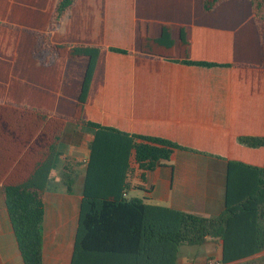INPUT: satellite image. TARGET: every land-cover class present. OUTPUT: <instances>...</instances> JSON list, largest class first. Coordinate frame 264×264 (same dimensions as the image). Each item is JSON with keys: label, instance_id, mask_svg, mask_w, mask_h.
I'll return each mask as SVG.
<instances>
[{"label": "crops", "instance_id": "0c3cea01", "mask_svg": "<svg viewBox=\"0 0 264 264\" xmlns=\"http://www.w3.org/2000/svg\"><path fill=\"white\" fill-rule=\"evenodd\" d=\"M38 1L0 0V264H24L5 185L44 190L42 264H70L92 139L73 118L188 148L174 149L150 170L131 158L126 198L220 214L227 161L264 163V146L236 140L264 136L263 46L251 2L222 0L205 11L203 0H76L51 34L57 58L41 62L27 32L47 28ZM75 44L100 46L84 100L90 58L73 55ZM66 162L76 171L71 191L61 181ZM221 249L219 239L181 244L176 264H205L220 259ZM252 258L264 264V249Z\"/></svg>", "mask_w": 264, "mask_h": 264}, {"label": "trees", "instance_id": "16d2710c", "mask_svg": "<svg viewBox=\"0 0 264 264\" xmlns=\"http://www.w3.org/2000/svg\"><path fill=\"white\" fill-rule=\"evenodd\" d=\"M75 1L57 0L50 30L60 24ZM220 1L203 0V8L210 11ZM249 1L260 29L264 65V0ZM55 49L53 46L54 52ZM109 49L128 53L119 47ZM99 50L100 46L96 45L71 47L73 55L90 58L82 85V100L86 97ZM181 62L203 67L228 65ZM72 120L76 128L85 127L82 130L89 132L92 139L88 144L70 264H176L179 245H199L208 238L222 241L220 260L223 264H257L252 256L264 249V163L252 166L227 161L225 208L216 216L146 204L142 199L125 197L130 159L139 169L150 170L168 160L174 149L188 148L158 136L130 134L81 118ZM236 140L248 147L264 146V136L241 135ZM67 162L61 181L66 190L71 191L76 171L69 168ZM2 192L24 264H42L44 190L5 185Z\"/></svg>", "mask_w": 264, "mask_h": 264}, {"label": "rangeland", "instance_id": "374dc122", "mask_svg": "<svg viewBox=\"0 0 264 264\" xmlns=\"http://www.w3.org/2000/svg\"><path fill=\"white\" fill-rule=\"evenodd\" d=\"M40 1H41V5L45 9L44 13L47 12L48 15H49L48 16V20H47V28L45 30H32V31L28 30L27 32L31 33L35 37V44H34V47H33V50H32L33 54L38 59H40L41 62H51V61H54L57 58V55H58V51H56V49H55V52L52 50V47L55 46V45H54V43L51 40V34H52V32L54 30H56L59 27L61 22L68 16L69 11L66 14V16L62 19L60 24L56 28L50 30L51 18H52V14L54 12V8H55L57 0H40ZM37 2H39V1L35 0V3H37ZM259 23H261V22H259ZM8 26H12V28H15V29L16 28L21 29V28L17 27V25H13V24H9ZM262 29H263V32H264V24H262ZM25 31H26V29H25ZM42 43H44V45L47 46L48 49H51V51L44 49L43 46H42L43 45ZM36 48H38V52L37 53L35 52ZM3 103L7 104L9 106H14V107H17V108L26 109L25 106L23 107L21 105L15 104V103L11 102L10 100H7V99ZM45 113L49 114L48 112H45Z\"/></svg>", "mask_w": 264, "mask_h": 264}, {"label": "built area", "instance_id": "2783aa9c", "mask_svg": "<svg viewBox=\"0 0 264 264\" xmlns=\"http://www.w3.org/2000/svg\"><path fill=\"white\" fill-rule=\"evenodd\" d=\"M205 264H223L220 259L209 258Z\"/></svg>", "mask_w": 264, "mask_h": 264}]
</instances>
